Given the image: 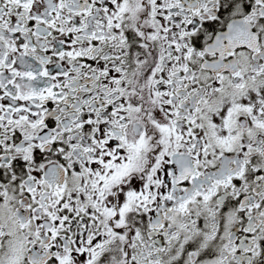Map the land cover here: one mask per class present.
<instances>
[{
	"label": "snow or ice",
	"instance_id": "1",
	"mask_svg": "<svg viewBox=\"0 0 264 264\" xmlns=\"http://www.w3.org/2000/svg\"><path fill=\"white\" fill-rule=\"evenodd\" d=\"M0 264H264V0H0Z\"/></svg>",
	"mask_w": 264,
	"mask_h": 264
}]
</instances>
